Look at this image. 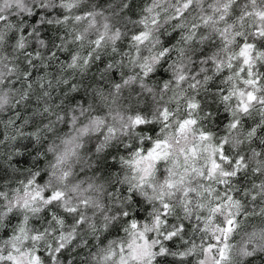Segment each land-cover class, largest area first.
<instances>
[{"label": "clouds", "instance_id": "1", "mask_svg": "<svg viewBox=\"0 0 264 264\" xmlns=\"http://www.w3.org/2000/svg\"><path fill=\"white\" fill-rule=\"evenodd\" d=\"M0 264H264V0H0Z\"/></svg>", "mask_w": 264, "mask_h": 264}]
</instances>
